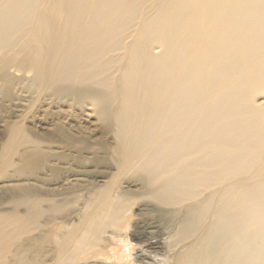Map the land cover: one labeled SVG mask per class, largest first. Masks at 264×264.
<instances>
[{"label": "bare ground", "instance_id": "bare-ground-1", "mask_svg": "<svg viewBox=\"0 0 264 264\" xmlns=\"http://www.w3.org/2000/svg\"><path fill=\"white\" fill-rule=\"evenodd\" d=\"M40 1L16 62L113 130L123 169L175 225L172 242H186L177 264H264V0ZM21 2L0 4V46L23 36ZM121 198L66 234L48 264L115 226L130 200ZM42 201L18 197L0 212V264H39L27 248L5 258L58 209Z\"/></svg>", "mask_w": 264, "mask_h": 264}, {"label": "rangeland", "instance_id": "rangeland-1", "mask_svg": "<svg viewBox=\"0 0 264 264\" xmlns=\"http://www.w3.org/2000/svg\"><path fill=\"white\" fill-rule=\"evenodd\" d=\"M21 6L22 38L16 47L0 46V212L9 211L13 199L31 194L43 200V208L53 203L58 211L48 209L38 218L37 227L19 238L6 261L25 248L39 264L55 261L66 234L87 224L91 213L111 208L110 199L122 197L130 200L116 225L102 230L81 252L69 251L64 264H177L186 242H172L175 225L146 196L136 170L123 169L113 130L91 105L52 95L33 81L31 69L16 62L19 49L20 55L29 50L28 27L41 18L44 2L22 0ZM24 136L28 143H21Z\"/></svg>", "mask_w": 264, "mask_h": 264}]
</instances>
